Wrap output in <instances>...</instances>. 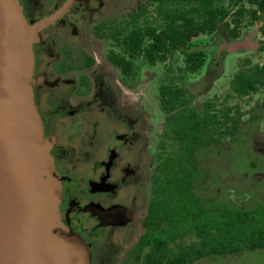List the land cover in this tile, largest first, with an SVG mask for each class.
Here are the masks:
<instances>
[{
    "label": "flooded vegetation",
    "instance_id": "1",
    "mask_svg": "<svg viewBox=\"0 0 264 264\" xmlns=\"http://www.w3.org/2000/svg\"><path fill=\"white\" fill-rule=\"evenodd\" d=\"M241 2L252 6L247 0ZM20 3L29 22L42 24L34 42V90L51 153L63 176L70 177L78 167L89 166L93 172L88 178L79 177L80 184L64 183L72 219L82 227L85 240L92 244L93 264L108 260H113L112 264L135 262L148 231V207L156 199L154 172L176 143L168 135L172 134L171 124L162 104V88L183 89L186 103L179 109L204 110L208 104L209 113L216 114L215 120L205 127L201 125L214 138L198 156V169L205 175L200 177L197 188L200 194L242 207L254 201L252 190L263 195L264 171H253L248 166L243 171L237 163L244 153L256 164H264V135H257L260 128L264 133V87L240 93L238 83L234 82L242 71L264 67V62H253L249 56L239 58L252 51L264 52L260 24L242 27L239 35L232 37L219 23L213 33L201 35L209 36L203 41L205 44L212 41L209 46L214 45L215 51L210 53L209 46L197 48L195 40L194 48L206 53L204 65L196 71L188 69L180 51L154 64L142 62L139 57L140 61L136 59L137 64L129 71L126 62L131 57L123 27L129 19V9L146 6L143 0H20ZM146 7L150 18L154 17L153 7ZM142 21L140 17L139 22ZM228 53L239 55L229 71L225 64ZM176 55L180 57L178 72L156 76L159 66ZM230 71L229 88L223 100L219 99L220 104L213 100L193 103L201 94V85L211 86L216 78L225 77ZM200 74L202 81L189 82L188 77ZM135 94L137 98L129 102V96ZM255 96L256 102L249 108L243 105ZM235 98L239 102L227 103ZM121 194L128 197V205L122 200L114 203L106 197L98 198L107 195L113 199ZM124 212L133 216L120 224L107 216ZM113 238H120L121 242L115 243ZM149 249L145 247L142 255Z\"/></svg>",
    "mask_w": 264,
    "mask_h": 264
},
{
    "label": "trees",
    "instance_id": "2",
    "mask_svg": "<svg viewBox=\"0 0 264 264\" xmlns=\"http://www.w3.org/2000/svg\"><path fill=\"white\" fill-rule=\"evenodd\" d=\"M143 1L153 7L154 17L150 18L147 7L141 5L139 9H129V19L123 27L131 57L126 62L129 71L137 64L136 59L140 61L139 57L142 62L154 64L178 51L185 56L190 71L200 69L206 53L194 48L195 40L213 33L219 23L232 37L238 36L242 27L256 22L264 34V0H247L250 7L241 0ZM261 49L264 50V42ZM253 68L234 78L240 93L264 87V67ZM168 87L161 89V99L169 113L172 134L168 135L176 143L154 172L156 199L148 207V231L137 262L130 264H242L237 259L245 254L264 252V193L252 190L254 201L243 207L200 194L197 188L200 177L205 175L198 169V156L214 138L201 127L215 120L216 114L209 113L208 104L204 110L179 109L186 103L184 91ZM176 108L177 112H173ZM250 157L244 155L238 168L248 166L253 171H264V164H256ZM147 246L149 251L142 255Z\"/></svg>",
    "mask_w": 264,
    "mask_h": 264
},
{
    "label": "water",
    "instance_id": "3",
    "mask_svg": "<svg viewBox=\"0 0 264 264\" xmlns=\"http://www.w3.org/2000/svg\"><path fill=\"white\" fill-rule=\"evenodd\" d=\"M41 26L0 0V264H93L35 100Z\"/></svg>",
    "mask_w": 264,
    "mask_h": 264
},
{
    "label": "rangeland",
    "instance_id": "4",
    "mask_svg": "<svg viewBox=\"0 0 264 264\" xmlns=\"http://www.w3.org/2000/svg\"><path fill=\"white\" fill-rule=\"evenodd\" d=\"M227 1L228 0H226L225 3H227ZM255 28H256V26L254 27V29ZM208 38H209V36H200V37H198L196 39V42L198 44L197 48H207L209 46V44H212V41H210L209 43H206V44L204 43L203 40H206V39L208 40ZM213 48H214V45L209 46L210 53L215 51V49H213ZM238 56L239 55L237 53H228L227 58L225 60L227 71H229V68L233 66L232 63H233L234 60H236V58ZM244 56L245 57L249 56L250 58H252L254 60L253 62H260V61L264 62V52L259 53V52L252 51V52H248V53H246L244 55L242 54L241 57H239V58L240 59H244ZM178 57H179V55H176V57L174 59H170L166 64H161L159 66V68L157 69L158 73H156L155 75L156 76H160L162 74H172L173 72L177 73L178 71H177L176 66H177L178 63H180V61H179L180 57H179V59H178ZM240 63H241V61H240ZM168 67L172 68V70H170V68H168ZM202 75L203 74H200L199 76H197L195 78L188 77V80H189L190 83H193L194 80L202 81V77H201ZM214 75H215V73H214ZM230 75H231V71L225 77L222 76V77L216 78L214 83L211 86L209 85L210 87L208 85L207 86L201 85V87H203V88H201L202 89L201 90V94H199V96H197V98L193 101V103L195 104V103L206 101V100H213L215 103H219L220 104L219 99L222 98V100H223L224 93L226 91H228V88H229V86H228V78H229ZM150 84H152V81H150ZM147 90H148V88H146V90H143V92H145L144 93L145 95L147 94ZM257 96H255V98H253V99H249L247 101V103L245 102V104H243V105L249 108L252 104H254L256 102ZM136 98H137V94L130 95L129 98H128V101L130 102V101H132V100H134ZM234 102H239V99L235 98V99H230V100L227 101V103H229V104L230 103H234ZM262 131L263 130H261V128H260V131L257 133L258 137L259 136L261 137L262 135H264V133ZM243 156H244V153L242 154V156L238 157V160L242 158V160L244 161V157ZM87 159L89 160L90 158L87 157ZM88 160L84 159L85 162H88ZM92 173L93 172H92V170H91V168L89 166L81 167V168L80 167L75 168V169L72 170V172L70 174L71 176L68 177L70 180H72L69 183L80 184L79 182H80V178L81 177L88 178V177L92 176ZM70 186H73V185H70ZM74 186H76V185H74ZM123 191H125V190H123ZM105 197L108 198V202L116 203L118 201L121 202V200H122V202L124 201L127 205L129 203L128 197L127 196H122V194L119 195L116 198H113V199H111L107 195L106 196H99L98 198L105 199ZM136 210H139V209L137 208ZM107 216L109 217L110 221L112 220L114 222H117V224H120V223H124L125 220H128L131 215L129 213L125 214V212H124V213H122V214H120L118 216L116 215L115 217L113 215H111V217L109 215H107ZM127 217H128V219H127ZM75 225L80 227L77 224H75ZM113 242L118 243V242H121V241H120V238H117V239L113 238ZM244 256L242 258H238L237 259V260H240L239 263H242V264H264V252L258 253V254L253 252L252 254H245ZM112 262H113V260H112ZM112 262L108 260V261H104V262H102L100 264H112Z\"/></svg>",
    "mask_w": 264,
    "mask_h": 264
}]
</instances>
